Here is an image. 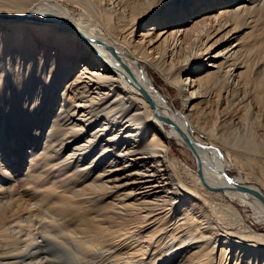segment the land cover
Returning <instances> with one entry per match:
<instances>
[{"label": "bare ground", "instance_id": "6f19581e", "mask_svg": "<svg viewBox=\"0 0 264 264\" xmlns=\"http://www.w3.org/2000/svg\"><path fill=\"white\" fill-rule=\"evenodd\" d=\"M79 1L0 0V264H264V231L201 222L204 191L264 223L235 188L261 183L227 176L243 157L264 178V0Z\"/></svg>", "mask_w": 264, "mask_h": 264}, {"label": "rangeland", "instance_id": "374dc122", "mask_svg": "<svg viewBox=\"0 0 264 264\" xmlns=\"http://www.w3.org/2000/svg\"><path fill=\"white\" fill-rule=\"evenodd\" d=\"M85 1H87V0H85ZM85 1L82 0L76 4L73 3L74 5L70 4V6H72L71 8H73L75 10V13L81 12L83 10L82 8H84V7L85 8L83 11L88 10L87 11L88 13H90V12L94 13V10H98V6L96 5V7H95L94 1H92L94 3H90V6H88V4H87L88 2L85 3ZM80 2L81 3L83 2L82 3L83 5H81ZM91 4H93V5H91ZM82 6H84V7H82ZM91 6H93L94 8ZM86 7L89 9H86ZM199 14H201V13H196L195 15L190 16V17L194 18ZM139 31H140V29H139ZM138 33L139 32L137 31V34ZM203 69H205V68H203ZM151 73H152L151 78L153 81H155V83H154L155 89L159 93V95L164 99V101L167 103V105L170 107V109H173L176 112H178L179 114L184 115L185 109L183 108V97L180 94V92L176 88L170 86V84L168 85V83H166L163 80V78L159 75V73H157L156 71L151 70ZM203 119H204V121H203ZM206 119H208V120H206ZM199 120H201V121H199ZM197 121H198L197 124L201 128V126H204L205 124L209 123L208 122L209 118H207V117L205 118V117L201 116V118L198 119ZM207 128H208V126H207ZM171 137H172V140H171L172 145H171L170 155H171L172 162H174L176 164L177 171L182 176L183 180H185V182L189 186L193 187L196 184L195 178H196V176H198V172H200L198 161L195 159V157L192 155V153L186 148L185 145H183V146L178 145L175 137L174 136H171ZM210 144H212V143H210ZM216 146H217L218 151L219 152L221 151L222 157H225V155L227 154L226 149H224L223 146H220V144H217ZM232 160L235 163L236 170H228L227 171V176L229 178L235 177L240 172L248 181H254V180L259 181L261 183V185L263 187V191H264V178L260 174L257 173L258 169L254 168L255 166L249 165L248 162H246V160L243 157L232 158ZM260 164L264 166L263 160L260 161ZM188 173H190V174H188ZM110 190L116 191V189H114V188H110ZM117 192H119V191H116L115 193H117ZM120 192H124V190H121ZM202 192H203L202 194L204 195V197L207 199V201L205 202V204L207 206L205 205V207H207V209H210L207 211L208 215H206L208 218L204 216V218L201 219V222L204 220L202 222V223H204L203 227H205V226L207 227L208 224H210L211 227L215 226L218 228H222L224 230L226 229L229 232H242L243 226H252V227H255L259 231H264V223L256 221V219L253 216V210L250 208V206L240 205V204H238V202H232L229 197H225V196L220 197L217 195L209 194L207 192L204 193V191H202ZM99 194H100V192L94 193L96 199L100 198ZM109 196H110V194H109ZM115 196H116V194L110 196L112 198H109L107 200H112L113 197H115ZM89 197H91V196H89ZM93 199H94V197H93ZM208 200L210 203H208ZM25 205H28L27 202L25 203ZM227 205H230L234 209H236L235 211H237V213L243 218V221H244L242 223L243 225L241 224V222L239 223L238 221L234 220L235 217L232 215V212L231 213L228 212ZM213 209L215 210V213H213L214 212ZM114 210L118 211L115 208H114ZM198 214H200V213H198ZM178 218H180V217H177V219ZM209 221H211V223H209ZM166 259H168V258L161 259L162 264H176V262H177L176 259H170V260L169 259L166 260Z\"/></svg>", "mask_w": 264, "mask_h": 264}, {"label": "water", "instance_id": "95a60500", "mask_svg": "<svg viewBox=\"0 0 264 264\" xmlns=\"http://www.w3.org/2000/svg\"><path fill=\"white\" fill-rule=\"evenodd\" d=\"M147 95V94H146ZM179 132H181L182 134H183V132L179 129ZM183 136H184V138H185V140L189 143V144H192V142H191V140L187 137V136H185L184 134H183ZM205 148H209V147H206V146H204ZM210 149V148H209ZM235 188L237 189V190H240V189H243V188H248V192H250V193H252L254 196H256L258 199H259V201L261 202V204L264 206V195H263V193L261 192V190L259 189V188H257L256 186H252V185H250V186H246V185H243V184H236L235 185Z\"/></svg>", "mask_w": 264, "mask_h": 264}]
</instances>
